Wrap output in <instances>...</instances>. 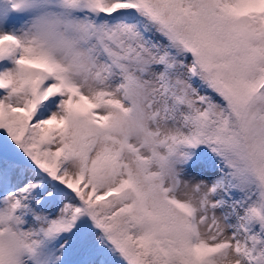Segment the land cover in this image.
Here are the masks:
<instances>
[{
    "label": "snow or ice",
    "instance_id": "1",
    "mask_svg": "<svg viewBox=\"0 0 264 264\" xmlns=\"http://www.w3.org/2000/svg\"><path fill=\"white\" fill-rule=\"evenodd\" d=\"M87 2L95 86L0 30V206L34 264H264V0Z\"/></svg>",
    "mask_w": 264,
    "mask_h": 264
},
{
    "label": "clouds",
    "instance_id": "2",
    "mask_svg": "<svg viewBox=\"0 0 264 264\" xmlns=\"http://www.w3.org/2000/svg\"><path fill=\"white\" fill-rule=\"evenodd\" d=\"M11 6L32 12L21 31L25 44L47 52L85 88L95 86L99 66L93 54L92 25L76 14L88 7L87 0H11ZM14 215L10 204L0 206V264H34L37 238Z\"/></svg>",
    "mask_w": 264,
    "mask_h": 264
},
{
    "label": "rangeland",
    "instance_id": "3",
    "mask_svg": "<svg viewBox=\"0 0 264 264\" xmlns=\"http://www.w3.org/2000/svg\"><path fill=\"white\" fill-rule=\"evenodd\" d=\"M31 14L32 12L27 10H13L11 0H0V30L20 33L26 27V22ZM76 14L79 16L85 15L81 10Z\"/></svg>",
    "mask_w": 264,
    "mask_h": 264
}]
</instances>
